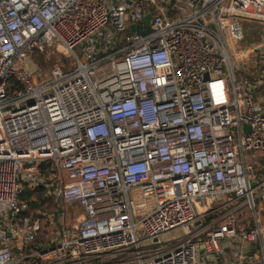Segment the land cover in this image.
Instances as JSON below:
<instances>
[{"label": "built area", "instance_id": "1", "mask_svg": "<svg viewBox=\"0 0 264 264\" xmlns=\"http://www.w3.org/2000/svg\"><path fill=\"white\" fill-rule=\"evenodd\" d=\"M0 264H264V0H0Z\"/></svg>", "mask_w": 264, "mask_h": 264}, {"label": "trees", "instance_id": "2", "mask_svg": "<svg viewBox=\"0 0 264 264\" xmlns=\"http://www.w3.org/2000/svg\"><path fill=\"white\" fill-rule=\"evenodd\" d=\"M55 50V49H54ZM47 165H43L45 169ZM20 200H25L29 203L32 213L29 215L25 212L24 215L30 216L33 220L43 218V213L51 212L55 205L50 197L47 196L45 188L39 186L36 189H31L28 184H23L22 192L19 195ZM54 230L51 223H45L43 230L39 233L36 240L31 245L33 249H41L50 237V232Z\"/></svg>", "mask_w": 264, "mask_h": 264}, {"label": "rangeland", "instance_id": "3", "mask_svg": "<svg viewBox=\"0 0 264 264\" xmlns=\"http://www.w3.org/2000/svg\"><path fill=\"white\" fill-rule=\"evenodd\" d=\"M243 25L245 28L246 40L240 45V47H244L246 41H248L250 44L255 43L259 36V33H261L262 30V24L257 22L244 21ZM32 58L35 62L45 61L48 59L51 62H49L51 68L60 67L63 70L71 69V67H74L76 65L75 59H73L69 55L61 53V51H58L57 49L48 50L41 56H33ZM69 210L73 213V215L77 216L80 214L81 207L77 202L71 203L69 205Z\"/></svg>", "mask_w": 264, "mask_h": 264}, {"label": "water", "instance_id": "4", "mask_svg": "<svg viewBox=\"0 0 264 264\" xmlns=\"http://www.w3.org/2000/svg\"><path fill=\"white\" fill-rule=\"evenodd\" d=\"M151 17L152 15L151 14H148L145 19H144V22H143V25L142 26H135V25H131L130 26V31L133 32V33H137V34H140V35H146L148 33H150L152 30H151ZM28 64L31 66V67H34V65L32 64L31 61H28ZM248 129V127H246Z\"/></svg>", "mask_w": 264, "mask_h": 264}]
</instances>
